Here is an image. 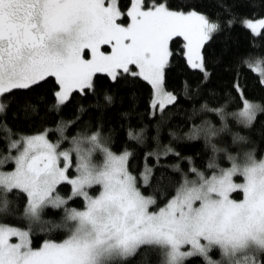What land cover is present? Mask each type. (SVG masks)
Wrapping results in <instances>:
<instances>
[{"label":"snow or ice","instance_id":"1","mask_svg":"<svg viewBox=\"0 0 264 264\" xmlns=\"http://www.w3.org/2000/svg\"><path fill=\"white\" fill-rule=\"evenodd\" d=\"M225 19L226 24L212 20L195 5L177 10L169 0H0V116L13 106L17 116L38 113L47 101L28 97L49 86L57 112L74 94L94 97L95 109H107L115 102L111 90L121 85L146 87L150 114H165L179 100L166 86L177 55L206 86L211 73L205 46L237 22ZM240 23L253 37H264V18H241ZM244 63L264 85V60ZM101 77L110 82L108 91H98ZM232 87L239 109L227 113L204 105L201 111L214 113L221 126L205 120L187 134L193 140L202 137L211 150V174L193 166L190 158L185 172V158L165 147L145 154L137 178L129 170L131 153H114L99 129L72 137L71 147L63 150L65 131L75 121L57 126L56 143L48 131L14 138L7 123L0 124V138L7 141L0 153V264H123L141 251L146 259L157 254L159 264H188L193 258L204 264H264V160L218 147L229 116L251 128L264 106L248 100L238 80ZM127 135L142 140L140 133L129 130ZM233 143L246 144L247 139L237 133ZM221 152L230 167L216 163ZM162 156L177 158L167 168L179 175V182L159 206L142 188L152 187L154 178L158 187L164 185L165 174L156 177ZM8 166L11 170L5 171ZM62 186H70L66 196L60 193ZM233 193H242V199ZM13 198L24 201L26 228L6 222L13 214ZM77 199L83 207H70ZM48 210L62 218L47 230H62L66 238L44 239L34 247V226L44 224ZM213 250L220 260L211 257Z\"/></svg>","mask_w":264,"mask_h":264},{"label":"trees","instance_id":"2","mask_svg":"<svg viewBox=\"0 0 264 264\" xmlns=\"http://www.w3.org/2000/svg\"><path fill=\"white\" fill-rule=\"evenodd\" d=\"M171 6L177 10H187L189 5H195L197 10L210 16L212 20L227 23L228 18H236V23L231 28H225L217 33L205 46L208 71L211 78L207 85L201 84L200 74L189 69L182 63V58L177 55L173 67L168 73L167 90L175 93L178 103L171 107L165 114H150L148 101L149 90L146 87L132 89L121 85L113 88L111 95L115 97L114 104L107 109L94 108V97H83L74 94L73 98L59 112L52 108L54 98L49 94V89H41L31 94L28 99L36 101L37 98L46 100L41 103L38 113L25 116L23 112L17 116L13 106L6 116H0V124L7 123L12 129L14 138L48 131L50 141L60 139L56 131L61 122H71L65 131L67 137L61 145L68 146L72 137L78 134H91L99 129L107 146L116 154L127 151L131 153L129 158L130 172L139 178L144 168L145 154L150 151H162L165 147H171L179 152L181 166L187 172L191 159L193 166L206 174H211L207 168L212 157L210 149L205 147V141L189 139L188 133L205 120H211L217 127L221 126L219 117L212 112L201 111L202 106L208 108H223L225 112L232 113L239 109L241 101L233 90V83L239 81L245 90L248 100L264 106V85L260 83L259 76L245 64V61L255 63L257 59L264 60V37H253L250 30L242 27L241 18L257 20L264 17V0H169ZM176 47V46H174ZM109 81L102 77L98 80V91H108ZM188 84L187 94L185 84ZM86 109L81 113L80 109ZM79 117V119H77ZM224 123L227 130L218 137V147L226 148L232 155L242 156L244 152H252L256 160L264 155V112H258L253 127L244 128L228 117ZM129 130L140 133L142 140L129 139ZM175 133V138L173 137ZM239 134L247 139L246 144H234L233 135ZM2 136V134H0ZM7 141L0 138V153L6 147ZM259 150V151H258ZM224 153H218L216 163L220 167L229 166L230 162L223 158ZM177 162L174 156H162L160 167L156 169V177L165 174L164 185L157 186V179H153L152 187L142 188L146 196H154L159 206H163L167 199L171 198L175 191V185L179 182V175L171 173L167 166ZM153 164L152 160L148 161ZM8 166L4 170H9ZM190 178H193L189 173ZM171 178V183L169 182ZM70 192V186H62L61 195L66 196ZM92 194H96L95 191ZM235 199L241 198V193H233ZM70 207L82 208L83 201L77 199L70 202ZM24 201L13 198V214L6 221L15 226L26 228L27 222L21 218ZM62 213L48 210L43 216V225H36L33 229V246L38 247L42 240L52 239L56 242L66 238V232L62 230L47 229L61 222ZM43 229V230H42ZM214 260H220L218 250L210 253ZM123 264H159L157 254L149 253L147 259L145 252L141 251L134 257L128 258ZM188 264H204L202 258H193Z\"/></svg>","mask_w":264,"mask_h":264},{"label":"rangeland","instance_id":"3","mask_svg":"<svg viewBox=\"0 0 264 264\" xmlns=\"http://www.w3.org/2000/svg\"><path fill=\"white\" fill-rule=\"evenodd\" d=\"M262 18H264V17H262ZM258 20V19H257ZM256 104V103H255ZM32 135H34V134H32ZM27 136H30V135H27ZM59 140V139H58ZM58 140H56V141H51V142H53V143H56ZM71 147V144H70V142H69V145L68 146H65V145H61V148L63 149V150H67L68 148H70ZM121 154V153H120ZM117 155H119V154H117ZM97 159L99 160V159H101L100 157H97ZM260 160H264V155L260 158V159H258L257 161H260ZM227 167H230V164H229V166H227ZM227 167H225V168H227ZM11 170V168L9 169V170H5V171H10ZM234 180H235V182L236 183H242L243 182V178L242 177H234ZM233 195V194H232ZM234 198V197H233ZM240 199H242V193H241V198ZM239 200V199H238ZM62 241V240H61ZM58 242H60V241H58Z\"/></svg>","mask_w":264,"mask_h":264},{"label":"bare ground","instance_id":"4","mask_svg":"<svg viewBox=\"0 0 264 264\" xmlns=\"http://www.w3.org/2000/svg\"><path fill=\"white\" fill-rule=\"evenodd\" d=\"M210 17V16H209ZM259 151V150H258Z\"/></svg>","mask_w":264,"mask_h":264}]
</instances>
